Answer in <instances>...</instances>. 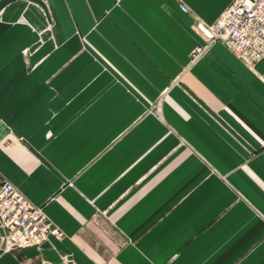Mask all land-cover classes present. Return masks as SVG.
I'll use <instances>...</instances> for the list:
<instances>
[{
    "label": "crops",
    "instance_id": "1",
    "mask_svg": "<svg viewBox=\"0 0 264 264\" xmlns=\"http://www.w3.org/2000/svg\"><path fill=\"white\" fill-rule=\"evenodd\" d=\"M231 2L0 0V183L63 233L0 264H264V58L190 62Z\"/></svg>",
    "mask_w": 264,
    "mask_h": 264
},
{
    "label": "built area",
    "instance_id": "2",
    "mask_svg": "<svg viewBox=\"0 0 264 264\" xmlns=\"http://www.w3.org/2000/svg\"><path fill=\"white\" fill-rule=\"evenodd\" d=\"M187 13V8L181 7ZM201 44L190 62L198 60L214 43H221L248 66L264 58V0H232L212 24L196 20L191 26ZM63 233L53 226L42 208L33 205L10 182L0 183V250L11 252L39 246ZM61 264H75L63 259Z\"/></svg>",
    "mask_w": 264,
    "mask_h": 264
}]
</instances>
